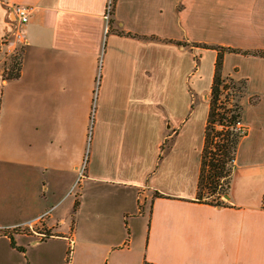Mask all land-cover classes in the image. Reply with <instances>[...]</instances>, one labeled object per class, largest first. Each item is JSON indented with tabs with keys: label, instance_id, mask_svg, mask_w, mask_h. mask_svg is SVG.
I'll return each mask as SVG.
<instances>
[{
	"label": "crops",
	"instance_id": "0c3cea01",
	"mask_svg": "<svg viewBox=\"0 0 264 264\" xmlns=\"http://www.w3.org/2000/svg\"><path fill=\"white\" fill-rule=\"evenodd\" d=\"M106 1L0 0V41L24 38L17 79L0 61V264H264V57L242 53L264 52V0H114L104 30ZM201 44L241 51L223 73L246 81L226 206L195 200Z\"/></svg>",
	"mask_w": 264,
	"mask_h": 264
},
{
	"label": "trees",
	"instance_id": "16d2710c",
	"mask_svg": "<svg viewBox=\"0 0 264 264\" xmlns=\"http://www.w3.org/2000/svg\"><path fill=\"white\" fill-rule=\"evenodd\" d=\"M203 48L217 52L208 95V111L204 128L200 169L196 188V202L214 206H226L223 200L228 195L235 154L242 134L236 128L241 121L240 100L245 93L246 81L233 79L223 73V56L226 52H241L238 49L201 44ZM22 53L19 47L2 64V75L8 80L17 79L22 69ZM264 57L261 51H245ZM77 201L74 210L77 209ZM143 264H151L145 262Z\"/></svg>",
	"mask_w": 264,
	"mask_h": 264
},
{
	"label": "built area",
	"instance_id": "2783aa9c",
	"mask_svg": "<svg viewBox=\"0 0 264 264\" xmlns=\"http://www.w3.org/2000/svg\"><path fill=\"white\" fill-rule=\"evenodd\" d=\"M113 5H114V0H107L106 1V6L103 14V18L106 21V26L104 30H107V23L109 22L113 10ZM31 7L23 6V5H11V11L14 15V18L17 20L18 24H24L28 20V15L31 11ZM6 44H4V43ZM24 42L23 35L17 30L14 32V39L11 41H6V38L4 40L0 41V46H5V54H11L14 49V45L17 43L18 45H22ZM237 130L239 133H241L243 136L246 134L247 129L243 125L242 121H239L236 125ZM83 171V165L80 167V175ZM40 237H43L45 234L44 233H38ZM68 263V260H67Z\"/></svg>",
	"mask_w": 264,
	"mask_h": 264
},
{
	"label": "rangeland",
	"instance_id": "374dc122",
	"mask_svg": "<svg viewBox=\"0 0 264 264\" xmlns=\"http://www.w3.org/2000/svg\"><path fill=\"white\" fill-rule=\"evenodd\" d=\"M14 39V37L12 38V39H6V41L8 42V41H11V40H13ZM4 43V42H3ZM4 44H6V43H4ZM2 46V45H1ZM16 47V48H15ZM19 48V45L16 43L15 45H14V49H13V52L11 53V54H13L17 49ZM4 50H5V46H3V50L1 49L0 50V61H6L7 60V58H8V56H10L11 54H5V52H4ZM4 63V62H3ZM1 65V64H0ZM65 209V211H63V213H65V224H64V230H65V232H66V234H67V236H72V235H70L71 234V230H67V228H68V226L71 224V222L73 223V225H72V227H75V228H77V227H79V223L80 222H82L84 219H85V215H84V213H81V212H78V214H76L75 215V213H72V208H73V206H68L67 207V209L65 208V207H63L62 206V208H60V209ZM142 208V207H141ZM143 210H144V212L146 211V205L143 207ZM70 229H71V225H70ZM44 236L43 237H40L39 235H37V237L39 238H44V237H46L47 236V234L44 232ZM72 245H73V241L71 242V244H70V246H71V248H72Z\"/></svg>",
	"mask_w": 264,
	"mask_h": 264
},
{
	"label": "water",
	"instance_id": "95a60500",
	"mask_svg": "<svg viewBox=\"0 0 264 264\" xmlns=\"http://www.w3.org/2000/svg\"><path fill=\"white\" fill-rule=\"evenodd\" d=\"M204 98H206V96H204ZM223 197H225V198H226L227 196H226V195H224Z\"/></svg>",
	"mask_w": 264,
	"mask_h": 264
}]
</instances>
